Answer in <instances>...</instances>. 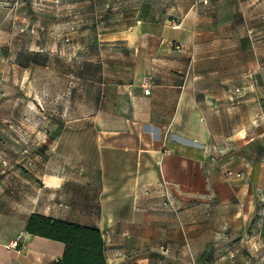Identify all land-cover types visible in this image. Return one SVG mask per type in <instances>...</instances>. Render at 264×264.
Listing matches in <instances>:
<instances>
[{
	"label": "crops",
	"instance_id": "1",
	"mask_svg": "<svg viewBox=\"0 0 264 264\" xmlns=\"http://www.w3.org/2000/svg\"><path fill=\"white\" fill-rule=\"evenodd\" d=\"M181 4L107 35L112 53L69 97L80 116L39 135L32 175L0 165V264L62 259L65 244L26 232L33 213L99 229L107 264H264V156L238 152L254 113L264 136V9Z\"/></svg>",
	"mask_w": 264,
	"mask_h": 264
},
{
	"label": "rangeland",
	"instance_id": "2",
	"mask_svg": "<svg viewBox=\"0 0 264 264\" xmlns=\"http://www.w3.org/2000/svg\"><path fill=\"white\" fill-rule=\"evenodd\" d=\"M234 4L236 9H264V0H234ZM171 9L185 8L181 0H0V56H4V61L0 57V165L32 175L30 170L39 164L34 158L39 135L43 141L67 130L65 120L80 116L79 105L69 97L73 90L80 100L78 73L95 77V61L112 53L107 35L129 26L161 23ZM90 93L92 113L97 93L92 82ZM257 114L250 120L248 144L238 150L250 164L264 156ZM48 161L44 148L42 166ZM257 199L256 227L264 236V177Z\"/></svg>",
	"mask_w": 264,
	"mask_h": 264
},
{
	"label": "trees",
	"instance_id": "3",
	"mask_svg": "<svg viewBox=\"0 0 264 264\" xmlns=\"http://www.w3.org/2000/svg\"><path fill=\"white\" fill-rule=\"evenodd\" d=\"M26 232L65 244L61 260L54 264H107L105 242L99 229L33 213Z\"/></svg>",
	"mask_w": 264,
	"mask_h": 264
},
{
	"label": "built area",
	"instance_id": "4",
	"mask_svg": "<svg viewBox=\"0 0 264 264\" xmlns=\"http://www.w3.org/2000/svg\"><path fill=\"white\" fill-rule=\"evenodd\" d=\"M145 92H146L147 94L150 92L148 86L146 87ZM227 175H228V176H234V177H237V178H241V174H240V173H234V172H232V171H228V172H227ZM19 239H20V238H19ZM18 246H19L18 241H16V242L12 245L13 248H16V247H18Z\"/></svg>",
	"mask_w": 264,
	"mask_h": 264
}]
</instances>
